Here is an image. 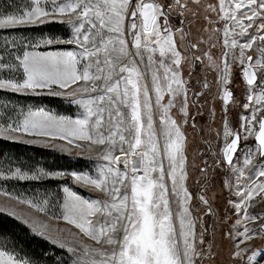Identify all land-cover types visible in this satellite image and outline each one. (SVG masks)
Returning <instances> with one entry per match:
<instances>
[{"label": "snow or ice", "instance_id": "6c2138e0", "mask_svg": "<svg viewBox=\"0 0 264 264\" xmlns=\"http://www.w3.org/2000/svg\"><path fill=\"white\" fill-rule=\"evenodd\" d=\"M30 4V8L19 14H0V29L57 21L71 26L72 35L68 39L42 38L35 45H24L22 55L15 57L18 63H0V69L22 70V78H0V89L34 95L41 94L38 89H48L49 95L70 98V103L80 106L82 112L73 119L43 109L29 110L22 121L0 123V137L10 141L22 140L26 135L45 137L46 146L50 140L57 139L67 140L69 144L82 141L87 143L89 153L96 152L97 158L106 162L98 166L95 176L71 173L77 183L102 193L105 199H87L68 187L63 189V220L94 242L83 245L77 264H203L204 250L198 245L204 243V233L201 231L197 239L191 195L185 185L187 158L182 131V124L188 123L189 103L187 82L182 76V66L189 56L184 53L191 54L199 45L186 42L182 52L176 34L184 40L187 33L183 27L173 29L169 23L173 11L179 17L187 13L196 16L201 0H168L167 3L162 0H44V3L30 0ZM219 7L224 13L221 19L234 22L231 29L227 24L223 28V44L229 51L222 55L228 57L238 47L239 56L233 55V59H239L242 65L245 60L249 62L243 72L249 91L253 86L260 89L254 96L248 95V103L243 105L247 109L252 104L250 116L243 118L246 123L242 128L247 133L244 139L254 136L258 145L255 151L249 149L245 155L244 164L251 166L252 174L243 181L244 191L235 205L238 213L245 206L248 221L260 223L259 231L245 226L237 232L242 237L235 244L234 252L239 264L245 257V249L240 244L256 237L264 239V213L247 214L248 202L256 196L264 199V181L260 180L264 177V164L260 160L254 162L257 153L264 160V0H234L231 14L226 10L225 0H219ZM205 11H216V7L208 5ZM254 26L255 32L244 43L232 36L236 27L240 29L237 35L243 36ZM257 40L262 42L257 45L259 58L252 64L254 58L246 55L245 49H252ZM10 43L14 45L16 41ZM60 44L75 45L79 50H26ZM203 56L207 57L206 68L222 71L223 100L227 104L232 99V92L227 90L230 63L226 60L221 70L210 50ZM195 61H202V57L191 55V62ZM254 66H260L259 84L256 72L252 71ZM207 86L205 81L204 87ZM199 94L202 93L194 95ZM166 95L170 98L165 103ZM178 97L182 98L178 108L183 114L180 123L171 115ZM230 135L233 133L226 127L225 136ZM240 140L237 132L223 149V158L229 165L233 164ZM82 146L76 143L77 148ZM234 170L239 172V182L244 172ZM49 175L63 176L64 173L50 174L39 169L29 174L19 167L11 172V178L18 180H38ZM199 199L208 204L203 196ZM19 202L39 212L46 210L30 200ZM240 224L241 220L237 219L233 227ZM46 227H37L33 222L37 234L47 236L54 245L67 247L59 237L46 233ZM68 251L77 250L68 247ZM261 256L264 248L252 251L246 264H260L258 257ZM0 264L30 262H21L0 250Z\"/></svg>", "mask_w": 264, "mask_h": 264}, {"label": "rangeland", "instance_id": "374dc122", "mask_svg": "<svg viewBox=\"0 0 264 264\" xmlns=\"http://www.w3.org/2000/svg\"><path fill=\"white\" fill-rule=\"evenodd\" d=\"M167 3L168 0H162ZM44 3V0H42ZM226 10L229 14L234 10V0H225ZM208 5H214L216 11H205ZM49 8L51 4L47 5ZM196 8L195 5H190ZM30 0H13V9L10 13L19 14L26 8H30ZM197 15L193 16L187 13L185 17H179L175 11H173L169 23L173 26V29L183 27L187 36L184 40L180 39V34H176L177 45L182 52H184V44H198L199 47L192 49L191 54L185 52L184 54L189 56V60L184 63L182 76L187 82L188 88V123L182 124V131L185 134V155H186V172L187 180L185 185L188 192L191 195L190 208L192 216L196 220V232L197 239H199V233L203 231L202 245H198L204 250L203 264H237V258L234 256L235 244L242 239L237 235L238 231H243L246 226L248 228H256L259 231L260 221H248L244 214V205L241 206V210L238 213L235 205L240 202V193L244 191L243 181L248 177L251 172V166H245L244 158L249 149L256 150L257 143L254 136H247L242 124L246 123L243 119L249 117L251 114L252 104L249 108H244L243 105L248 103L247 96L255 95L259 92V88L253 86V90L250 92L247 86V82L244 79V68L249 62L245 60L242 65L239 59H233L239 56V48L231 50L228 57H224L222 53L229 51L223 44V28L225 24L231 29L234 22L231 20L225 21L221 19L224 15L220 11L219 0H201V6L196 8ZM0 14L7 15L0 11ZM239 16V13H237ZM205 16L208 19H205ZM181 19L184 23L181 25ZM211 21V23L209 22ZM247 23V21H245ZM259 23V21H257ZM14 28L25 29L24 34L20 35L21 43L35 45L42 38L58 37L68 39L72 35L71 26L61 24L57 21L47 22L43 25L33 26L24 25L11 28H5L0 30H9ZM240 32L238 27L235 28V32L232 34L239 43H244L247 40V36L255 32V26L248 30V33L239 36ZM260 35V33H256ZM211 37V40L209 39ZM231 38V37H230ZM8 41V38L6 40ZM0 43V63H6L12 65L17 63L15 57L18 56L17 45L10 43ZM262 42L257 40L252 49H245L246 55L253 56L254 60L259 58L257 52V45ZM215 44V47H210ZM28 51L47 52V51H72L79 50L75 45H52L40 47L27 48ZM211 51L213 58L217 64L223 68L224 62L227 60L230 63V76L227 84V88L230 87L233 95L232 99L225 104L223 100V93L225 88L222 86L220 76L222 71H218L215 68H206L208 63L207 57L203 56L206 51ZM22 55V54H21ZM191 55L201 56L202 61L191 62ZM264 62V61H262ZM258 74V84L260 83V66H254ZM0 78L4 79H20L22 78V70L16 71L11 68L0 69ZM205 81L207 82V88L204 87ZM73 87H76L73 85ZM59 91H64L57 89ZM70 90V89H69ZM40 95H34L30 92L27 94L15 93L11 90L0 89V123L17 122L23 120V115L29 110L36 111L43 109L53 115L65 116L75 119L81 112L82 108L76 104L70 103V98L62 96L49 95L48 89H38ZM196 93H202L194 95ZM169 96H165L164 102L166 103ZM54 99V100H53ZM56 99V100H55ZM181 97L177 98L176 107L172 108L171 115L181 122L183 114L178 111ZM259 113L257 117L259 118ZM255 124V122H253ZM194 125V126H193ZM234 133L235 129H238L241 135V146L236 156L233 159V164L229 165L223 158V149L225 145L230 141L233 135L225 136V128ZM255 130L258 131V124H256ZM45 137L39 136H24L22 140L12 141L18 142L33 147H40L52 150L62 155H67L71 160H66L60 157L56 160L54 166H48L46 161L41 162H26L27 157L23 159L14 160L12 163L0 162V211L6 213L12 217H15L37 234L33 230V222L37 227L47 226L46 233L52 237H59L67 247L61 248L64 250L70 259V264H77L80 257V251L84 244L93 245L94 242L87 237H83L73 225L68 224L62 218V205L57 211L55 209V197L58 194L57 187L60 185L63 194V200L65 193L63 189L68 187L71 191L76 192L87 199H105L104 195L100 192L93 191L91 187H85L84 185L77 183L71 173L77 174H89L95 176L97 174L98 166L106 163L105 161L98 159L96 152L89 153L88 145L86 142L76 141L69 144L67 140H54L49 141L47 146L45 145ZM0 140H6L0 137ZM35 141L34 143H26L24 141ZM76 143H80L83 146L81 148L76 147ZM119 155V153H116ZM260 160L264 164V160H261L257 153L255 160ZM2 161V159H0ZM46 162V163H45ZM17 164H20L18 166ZM24 165V166H23ZM19 167L21 171H27L29 174L33 171L43 169L48 173L62 172L63 176L43 177L42 184L37 186L35 192H26L23 190L18 179L11 178V172ZM121 167H123L121 165ZM201 169H205L204 172ZM234 169L243 170L244 176L240 177V181H237L239 172ZM5 180H13L11 185L12 191L6 190L8 185L2 184ZM55 184L49 183V181ZM260 180L264 181V177ZM23 181V180H20ZM10 187V186H9ZM203 196L208 204L205 205L199 197ZM58 198V197H57ZM20 199L25 201H33L37 204H41L45 207L44 212H39L35 208L30 207L27 203H20ZM48 201V204L44 205V201ZM209 208L211 211H209ZM264 213V199L261 196H256L254 200L248 202L247 214L258 215ZM240 219L241 224L233 227L236 220ZM27 221V222H26ZM75 234V235H73ZM39 235V234H37ZM40 236V235H39ZM50 241L47 236H41ZM52 243V242H51ZM68 247L75 248V253L69 252ZM241 248L245 249L244 260L239 261V264H246L247 256L252 251H258L264 248V239L259 237L254 238L252 241H248L245 244H240ZM14 259L19 260L15 254L6 252ZM260 264H264V256L258 257ZM22 262V260H20Z\"/></svg>", "mask_w": 264, "mask_h": 264}, {"label": "trees", "instance_id": "16d2710c", "mask_svg": "<svg viewBox=\"0 0 264 264\" xmlns=\"http://www.w3.org/2000/svg\"><path fill=\"white\" fill-rule=\"evenodd\" d=\"M13 0H0V11L5 13L14 12ZM25 29L14 28L9 30H0V43L9 40H15L18 55L22 54V47L25 43H21L20 35L24 34ZM18 63V62H17ZM54 100V99H53ZM56 100V99H55ZM27 157L26 162H41L48 166H54L56 160L60 157L71 160L67 155H62L49 149L33 147L18 142L0 140V159L2 163H12L14 160ZM41 160V161H40ZM20 166V164H17ZM24 166V165H23ZM55 167V166H54ZM36 172V171H33ZM32 174V173H31ZM13 180H5L2 182L9 192L12 191L11 184ZM26 192H35L37 186L42 184V180H18ZM55 182V181H54ZM54 182L49 181L51 184ZM10 186V187H9ZM37 187V188H36ZM58 194L55 197V209L58 211L62 205L63 194L60 185L57 187ZM58 197V198H57ZM0 250L15 254L19 260H27L30 264H70L67 253L57 247L50 241L34 233L30 227L6 213L0 211Z\"/></svg>", "mask_w": 264, "mask_h": 264}, {"label": "water", "instance_id": "95a60500", "mask_svg": "<svg viewBox=\"0 0 264 264\" xmlns=\"http://www.w3.org/2000/svg\"><path fill=\"white\" fill-rule=\"evenodd\" d=\"M249 67V64H247L246 66H245V68L244 69H246V68H248ZM252 71H255L256 72V69L254 68V67H252ZM256 74H257V72H256ZM246 81V80H245ZM257 82H258V74H257ZM229 91H231V89L229 88L228 89ZM232 92V91H231ZM237 132H239V130L238 129H236L235 131H234V135H233V137H232V139H234L235 138V133H237ZM239 134H240V132H239ZM241 136V135H240ZM231 139V140H232ZM231 140L228 142V143H230L231 142ZM256 143H257V145H258V142L256 141ZM240 144H241V140L239 141V143H238V149H237V152L239 151V149H240ZM226 146V145H225ZM225 148V147H224ZM236 152V153H237ZM236 153H234L233 154V159H234V157L236 156ZM226 162V161H225ZM227 163V162H226ZM228 164V163H227Z\"/></svg>", "mask_w": 264, "mask_h": 264}, {"label": "flooded vegetation", "instance_id": "af4514ba", "mask_svg": "<svg viewBox=\"0 0 264 264\" xmlns=\"http://www.w3.org/2000/svg\"><path fill=\"white\" fill-rule=\"evenodd\" d=\"M229 88H230V87H228L227 90H228ZM230 89H231V88H230ZM231 91H232V90H231ZM232 95H233V92H232ZM235 130H236V129H235ZM233 135H234V133H233ZM231 139H232V138H231ZM231 139H230V140H231ZM240 146H241V144H240Z\"/></svg>", "mask_w": 264, "mask_h": 264}]
</instances>
